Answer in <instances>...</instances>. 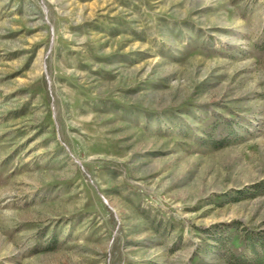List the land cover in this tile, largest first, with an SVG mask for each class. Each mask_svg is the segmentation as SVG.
I'll return each instance as SVG.
<instances>
[{
    "label": "rangeland",
    "instance_id": "374dc122",
    "mask_svg": "<svg viewBox=\"0 0 264 264\" xmlns=\"http://www.w3.org/2000/svg\"><path fill=\"white\" fill-rule=\"evenodd\" d=\"M264 0H0V264H264Z\"/></svg>",
    "mask_w": 264,
    "mask_h": 264
},
{
    "label": "trees",
    "instance_id": "16d2710c",
    "mask_svg": "<svg viewBox=\"0 0 264 264\" xmlns=\"http://www.w3.org/2000/svg\"><path fill=\"white\" fill-rule=\"evenodd\" d=\"M264 246V245H263Z\"/></svg>",
    "mask_w": 264,
    "mask_h": 264
}]
</instances>
